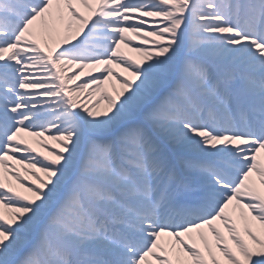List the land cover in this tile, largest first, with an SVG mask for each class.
<instances>
[{"label":"snow or ice","instance_id":"6c2138e0","mask_svg":"<svg viewBox=\"0 0 264 264\" xmlns=\"http://www.w3.org/2000/svg\"><path fill=\"white\" fill-rule=\"evenodd\" d=\"M0 264H264V0H0Z\"/></svg>","mask_w":264,"mask_h":264},{"label":"rangeland","instance_id":"374dc122","mask_svg":"<svg viewBox=\"0 0 264 264\" xmlns=\"http://www.w3.org/2000/svg\"><path fill=\"white\" fill-rule=\"evenodd\" d=\"M125 51H126V52H129V54H131V55H133V56H136V54H135V53H131L130 50L125 49ZM118 71H120V70H118ZM111 83H114V81H111L110 83H106V85H105V87L107 88L108 91H111V90H112V89H111ZM113 94H114V93H113Z\"/></svg>","mask_w":264,"mask_h":264},{"label":"bare ground","instance_id":"6f19581e","mask_svg":"<svg viewBox=\"0 0 264 264\" xmlns=\"http://www.w3.org/2000/svg\"><path fill=\"white\" fill-rule=\"evenodd\" d=\"M118 70H120V69H116V71H118ZM95 74V73H94ZM114 83H115V81H114ZM117 87H119V85H117ZM112 91V90H111ZM102 107H103V104L101 105Z\"/></svg>","mask_w":264,"mask_h":264}]
</instances>
